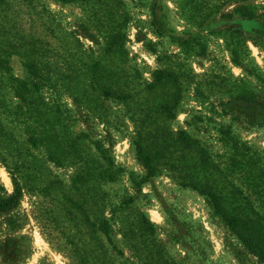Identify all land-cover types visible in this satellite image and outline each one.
I'll return each mask as SVG.
<instances>
[{"label":"rangeland","instance_id":"rangeland-1","mask_svg":"<svg viewBox=\"0 0 264 264\" xmlns=\"http://www.w3.org/2000/svg\"><path fill=\"white\" fill-rule=\"evenodd\" d=\"M33 1L47 20L42 16L26 25V16H18L29 34L32 26L44 25L36 27L45 30L41 36L33 34L42 43L35 58L37 103L51 115L59 107L61 132L75 139L76 156L92 173L106 166L98 146L117 174L113 182L94 176L88 185L73 184L77 165L46 161L42 149L25 142L23 126L2 119L6 134L45 169L36 185L42 190L48 177L58 183L47 194L23 189L15 204L0 207V264H71L65 237L95 248L78 233L85 232L86 217L102 216L114 218L111 244L96 234L109 264L142 262L144 253L131 246L147 250L149 243L138 244L147 239L152 260L165 264H261L207 199L179 186L174 173L161 169L142 182L145 170L132 140L136 120L147 121L143 126L152 122L171 137L182 131L213 163H222L219 168L236 142L255 154L264 176V0ZM8 66L9 75L25 80L22 59L11 56ZM8 85L0 71L3 105L11 109L16 100ZM103 87L126 98H104ZM161 105L169 106V113L158 112ZM11 193L0 163V199ZM139 215L153 225L150 236L140 232Z\"/></svg>","mask_w":264,"mask_h":264},{"label":"trees","instance_id":"trees-1","mask_svg":"<svg viewBox=\"0 0 264 264\" xmlns=\"http://www.w3.org/2000/svg\"><path fill=\"white\" fill-rule=\"evenodd\" d=\"M28 2L20 0L12 4L11 1L0 0V71L6 75L9 84L7 89L16 100L11 109L4 107L2 100L4 90L0 88V163L12 185V193L0 199V207L15 204L21 197L23 189L30 193L47 194L51 186L58 183L48 177L42 190L36 185L45 169L36 167L35 158L29 154V150L17 145L11 135L6 134L2 123L8 118L16 126H23L25 142L32 149H42L46 161L57 167L65 164L77 165L73 184L88 185L94 176L103 182H113L117 174L112 170L110 159L104 150L98 146L95 148L106 166L92 173L88 164L77 158L74 149L75 139L69 140L61 132L64 126L59 107L55 106V111L51 115L50 111L43 110L38 105L37 81L40 72L35 58L42 52L41 47H38L42 43L33 37V34L38 32L37 35L41 36L45 30L39 29L44 26L40 23L36 25L39 28L32 26V34H29L30 31L23 27L21 15L26 16L24 19L26 25L35 24L39 20L41 22L42 16L47 20L48 15L33 0ZM22 8L28 9L30 13L24 14L21 12ZM19 14L21 15L18 16ZM238 14L251 17L250 12L243 10H239ZM11 56L23 60L27 75L25 80L9 75L8 60ZM62 78L65 79L61 76ZM160 80L161 74L156 73L155 81ZM100 93L102 97L114 100L126 98V95L114 94L108 87H103ZM157 110L169 113L170 107L161 105ZM145 122L147 121L136 120L137 127L132 140L136 159L145 170L141 181L154 177L161 169L174 173L178 185L204 196L227 229L258 262L264 264V176L255 154L245 146H238L233 142V150L227 158L225 167L219 168L222 163H213L197 142L191 140L184 132L180 131L175 137H171L164 128L160 129L159 133L152 122L143 126ZM231 141V138L227 139V143ZM109 220L113 221L114 218L107 219L102 216L92 221L86 217L85 222H82L85 232H79L78 235L93 240L95 248L93 245L87 247L81 238L74 243L68 236L65 237L70 247L71 264H109L103 245L96 238V234L100 233L105 241L111 244ZM136 223L142 234L150 236L153 233V225L143 216L139 215ZM124 236L129 240L133 237L129 231ZM147 240L138 243L140 246L149 243L150 247H146L147 250L131 246L135 253H144L146 257L137 264H165L159 262L158 258L152 260L149 252L153 244ZM136 259L138 260V257Z\"/></svg>","mask_w":264,"mask_h":264}]
</instances>
